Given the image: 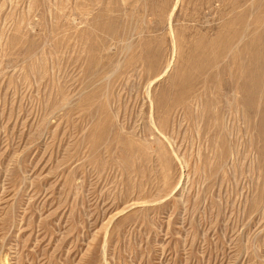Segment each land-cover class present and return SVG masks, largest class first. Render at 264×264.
Instances as JSON below:
<instances>
[{
  "label": "rangeland",
  "instance_id": "374dc122",
  "mask_svg": "<svg viewBox=\"0 0 264 264\" xmlns=\"http://www.w3.org/2000/svg\"><path fill=\"white\" fill-rule=\"evenodd\" d=\"M0 264H264V0H0Z\"/></svg>",
  "mask_w": 264,
  "mask_h": 264
},
{
  "label": "bare ground",
  "instance_id": "6f19581e",
  "mask_svg": "<svg viewBox=\"0 0 264 264\" xmlns=\"http://www.w3.org/2000/svg\"><path fill=\"white\" fill-rule=\"evenodd\" d=\"M250 72L252 73L253 71H250ZM185 86H187V84ZM241 86L244 89V91L246 92V94H245L243 99H244V101H246L249 104L250 101H253V99L256 97V92H257L258 87L255 89V88L252 87V84L247 83V82L243 83ZM257 95H258V93H257Z\"/></svg>",
  "mask_w": 264,
  "mask_h": 264
}]
</instances>
